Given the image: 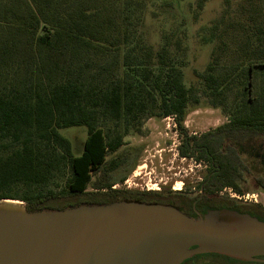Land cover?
<instances>
[{
	"label": "trees",
	"instance_id": "obj_1",
	"mask_svg": "<svg viewBox=\"0 0 264 264\" xmlns=\"http://www.w3.org/2000/svg\"><path fill=\"white\" fill-rule=\"evenodd\" d=\"M207 1L197 0L195 17ZM231 3L207 29L210 61L187 86L173 51L178 38L164 35L157 51L145 39L142 0H0V201L36 212L127 200L264 220L259 206L218 197L243 192L240 146L264 138V0H244L236 11ZM203 100L228 121L190 134L186 117ZM151 118L174 119L179 155L208 165L194 200L113 189L114 173L130 163L109 156ZM78 126L88 135L75 156L60 130Z\"/></svg>",
	"mask_w": 264,
	"mask_h": 264
},
{
	"label": "water",
	"instance_id": "obj_2",
	"mask_svg": "<svg viewBox=\"0 0 264 264\" xmlns=\"http://www.w3.org/2000/svg\"><path fill=\"white\" fill-rule=\"evenodd\" d=\"M200 254L259 261L264 220L127 200L36 212L0 201V264H182Z\"/></svg>",
	"mask_w": 264,
	"mask_h": 264
},
{
	"label": "rangeland",
	"instance_id": "obj_3",
	"mask_svg": "<svg viewBox=\"0 0 264 264\" xmlns=\"http://www.w3.org/2000/svg\"><path fill=\"white\" fill-rule=\"evenodd\" d=\"M142 1L145 7L141 30L145 39L156 51L164 44V35L173 34L179 39L180 48L175 46L178 39H172L173 51L179 61L186 64L183 72L185 83L190 86L196 81L195 72H202L210 61L213 44L205 43L207 29L220 18L225 9V0H208L196 17L194 9L197 0ZM243 1L231 0L233 11ZM227 121L221 109H213L203 100L198 108L188 113L185 125L190 134L200 135ZM176 130L172 118H151L145 122L141 133L126 137L125 145L118 153L109 156V160L126 158L130 163L129 168L114 173L119 183L113 189L124 192L179 193L184 201H192L200 196V184L208 174V165L179 155L182 139ZM60 133L71 142L73 154L81 155L88 135L87 128H63ZM240 152L247 171L243 173L241 182L243 192L237 194L256 195L257 202L232 198L228 191H223L218 197L234 200L241 206H259L264 210V190L259 184V180L264 179V138L240 146ZM124 176L125 180L121 183L120 179Z\"/></svg>",
	"mask_w": 264,
	"mask_h": 264
},
{
	"label": "flooded vegetation",
	"instance_id": "obj_4",
	"mask_svg": "<svg viewBox=\"0 0 264 264\" xmlns=\"http://www.w3.org/2000/svg\"><path fill=\"white\" fill-rule=\"evenodd\" d=\"M259 261H241L219 254L195 255L182 264H264V257H258Z\"/></svg>",
	"mask_w": 264,
	"mask_h": 264
},
{
	"label": "built area",
	"instance_id": "obj_5",
	"mask_svg": "<svg viewBox=\"0 0 264 264\" xmlns=\"http://www.w3.org/2000/svg\"><path fill=\"white\" fill-rule=\"evenodd\" d=\"M128 183V180L125 182V184H127ZM174 189H176V188H174ZM224 191H228L229 192V194H230V196L232 197V198H235V199H238V200H244L245 202H247V201H255V202H257V198H256V195H249V194H246V195H238L236 192H234L232 189H225ZM222 194H223V191L221 192ZM255 197V198H254ZM255 200H254V199Z\"/></svg>",
	"mask_w": 264,
	"mask_h": 264
},
{
	"label": "bare ground",
	"instance_id": "obj_6",
	"mask_svg": "<svg viewBox=\"0 0 264 264\" xmlns=\"http://www.w3.org/2000/svg\"><path fill=\"white\" fill-rule=\"evenodd\" d=\"M177 189H179V190H180V188H176V190H177Z\"/></svg>",
	"mask_w": 264,
	"mask_h": 264
}]
</instances>
